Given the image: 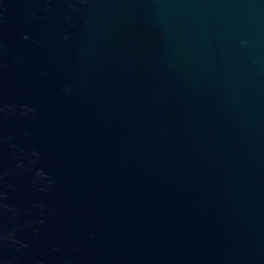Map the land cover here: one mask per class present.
<instances>
[{
	"label": "water",
	"instance_id": "1",
	"mask_svg": "<svg viewBox=\"0 0 264 264\" xmlns=\"http://www.w3.org/2000/svg\"><path fill=\"white\" fill-rule=\"evenodd\" d=\"M0 264H264V0H0Z\"/></svg>",
	"mask_w": 264,
	"mask_h": 264
}]
</instances>
